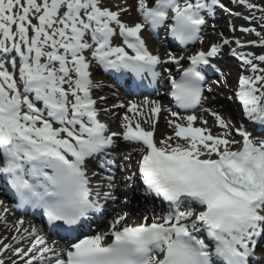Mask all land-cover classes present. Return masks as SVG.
<instances>
[{"label":"snow or ice","instance_id":"snow-or-ice-1","mask_svg":"<svg viewBox=\"0 0 264 264\" xmlns=\"http://www.w3.org/2000/svg\"><path fill=\"white\" fill-rule=\"evenodd\" d=\"M231 2L244 11L222 0H0V192L16 208L36 210L47 229L17 219L15 235L0 239V264H250L264 240V52L240 49H264V0ZM217 8L248 22L239 30L257 39L222 38L187 56L170 48L162 56L146 43L145 31L158 36L164 28L185 49L203 44L206 16ZM133 11L139 19L125 20ZM233 42L231 53L248 73L239 75L234 95L260 135L212 112L222 129L214 133L196 114L205 73L219 71L213 58ZM165 64L178 73L157 71ZM97 66L118 80L162 81L182 111L148 96L113 104L123 115L112 131L100 115L115 113L94 94ZM162 113L172 132L157 139ZM120 140L136 145L145 192L167 210L139 223L119 213L107 231L86 234L90 215L116 199L110 157ZM131 167L127 154L120 170ZM8 212L0 199V221L7 223ZM50 233H63L66 245L50 241Z\"/></svg>","mask_w":264,"mask_h":264},{"label":"bare ground","instance_id":"bare-ground-1","mask_svg":"<svg viewBox=\"0 0 264 264\" xmlns=\"http://www.w3.org/2000/svg\"><path fill=\"white\" fill-rule=\"evenodd\" d=\"M107 3H110V4H118V3H122L123 0H106ZM222 2L225 3L226 7L232 9L233 12H236V11H244L242 10L240 7L234 5L231 0H222ZM128 3L129 4H133L135 3V0H128ZM218 10V15L216 17H214L216 20H210L206 23V28H204V32H203V36H204V43L206 42L207 44L205 46H203V44L200 46H198L197 48H207L208 45L211 43H217L219 42L222 38H229L230 40H235V39H240L242 42H244L246 44V42L248 40H251V39H257L255 37V34H246V33H242L239 29L242 25L244 26H247L248 25V22H246L245 20H243L241 17H236L234 15H232L231 13L229 12H225L223 9H219L217 8ZM246 14V12H245ZM260 13H257V16H259ZM125 20L129 21V22H135L136 20L139 19V17L136 15V13L133 11L131 15H128V16H125L124 17ZM255 24V23H254ZM253 24V26H255ZM233 27H235L236 31H233ZM221 34H223V36H221ZM144 35V38L146 40V43L148 44L149 48L153 51H159L160 54L163 56L164 55V51H163V48L159 45V40L157 38H154V37H150L146 34V32L143 33ZM115 43H119V38H117L115 41ZM227 47V48H226ZM228 48H237V45L233 42L232 44L230 45H227V46H224L223 49H222V52H221V57L223 58L226 54V50ZM240 51H253V52H256V53H261V52H264V49H261L260 47H257V46H253V45H247L246 44V47L240 49ZM216 57L214 58L213 60L215 61H218L219 62V57ZM235 61H232V65L228 66L227 67V70L225 71V74L223 75L222 77V82L223 83H228L230 82L232 79L233 80V83L238 84V77L239 75L243 72L244 74H248L243 68H241V61L235 57ZM230 61V60H229ZM226 63V61H225ZM237 66H236V65ZM160 68V67H159ZM163 68V66L161 67V69ZM104 74V71L102 70L101 67H94L93 69V76H94V79L98 82H100L101 84V87L96 89L95 90V95L96 96H103L106 98V102L101 104L100 106L102 108H108L110 109L112 112L115 113V116H112L110 114H105V113H101L100 115V119L104 122H107L109 125H110V128L112 131H118L119 130V117L123 115V110L122 109H112V105L113 104H119V100H117L116 98V94H114L113 90H112V84H106L105 82V78L103 76ZM164 88L163 85H159L158 88H157V91H158V94L160 93V91ZM219 89V88H217ZM223 90V89H221ZM221 94V92L217 93L216 95H219ZM223 94V93H222ZM150 99H160L161 100V103L164 105V100H162L161 98L159 97H156V98H153V97H149ZM218 98V97H216ZM226 98V99H225ZM211 99H215L214 97H204V104L206 105L207 103L211 102ZM220 102H223L224 105L223 107L227 108V111L226 110H223L222 108H220L218 105L215 106V104H212V106L216 109V113H218L223 119H225L227 122L229 120H232L231 124L234 126V127H239L237 125H235V120L234 118L232 117V114H234L238 119H239V125L240 124H244L246 125L247 121L245 119H242V114H239L238 112H236L233 107L231 105H229L227 107V100L228 98L227 97H220L218 98ZM207 106V105H206ZM213 107L210 109V108H205V109H200L198 108L196 110V114L198 116H202L205 120H207V126L210 127L212 129V131L214 133H218V132H221L222 129L219 128V126L216 124V119L215 117L212 115L211 111H213ZM225 108V109H226ZM230 113V115L228 113ZM241 112V111H240ZM168 117V114L167 113H162L161 114V117L159 119V122H158V130H157V133H156V136H157V139L161 138L162 136L164 135H169L171 134L172 132V129L169 128L167 126V123H166V118ZM199 123V122H198ZM203 126V125H201ZM252 127L251 129L248 128L249 131L253 132V135H260L261 133H257V131H252ZM258 130V129H256ZM235 136L236 139H240L239 136L233 134ZM118 146V148H117ZM117 146L115 148L116 151V154H119L120 153V146H119V141H117ZM125 147V145H123ZM126 152L125 153H122V154H119V156L115 159L118 167H119V174H120V179H123L126 177V176H129L131 175V171H133V168L136 164V161L137 159H139V154L137 153L136 151V146H132L130 148H127L126 147ZM127 154H132V167L131 169L129 170H120L121 167H122V163H123V157ZM110 159H112L110 157ZM120 164V166H119ZM134 179V178H133ZM95 183V181H94ZM124 185L126 186H131L130 184H128L127 182H124L123 183ZM135 184L132 183V186H134ZM124 187V186H123ZM122 193V192H121ZM113 194H117L116 192H114ZM135 195H137L138 197H143V201H140V199L137 197L135 198V195H133L131 197L132 200H135L133 201L134 204H139L140 202V206L143 202L147 201L148 199L145 198V196H143L141 193H139V190L137 189L136 191L134 190V193ZM147 196V195H146ZM148 197V196H147ZM120 209L118 214L119 213H123V209H124V205L123 204H120ZM151 215L145 208H141L139 210H136V212L134 211V213L132 214H129L128 218H127V222H131V223H137L138 221L140 222L143 218L144 215ZM117 215V214H116ZM7 223H5L4 221H0V239H4V238H7L8 240H10V236L12 234H15L14 231H12V224L17 220L13 214L9 211L7 214ZM19 219V218H18ZM25 220V225H27L29 222L31 223H34L35 222L33 220H30V219H24ZM101 232V231H99ZM96 233V232H95ZM93 233V234H95ZM51 241V239H49ZM57 244V243H56ZM58 245V244H57ZM60 246V245H58ZM62 247V246H61ZM5 255H10V253H5ZM264 262V261H262Z\"/></svg>","mask_w":264,"mask_h":264},{"label":"rangeland","instance_id":"rangeland-1","mask_svg":"<svg viewBox=\"0 0 264 264\" xmlns=\"http://www.w3.org/2000/svg\"><path fill=\"white\" fill-rule=\"evenodd\" d=\"M255 26H258V22H255V24H254ZM258 30H260L259 29V27H258ZM200 44V43H199ZM207 43L205 42L204 44H203V46H205ZM227 48V47H226ZM231 50H232V48H228L227 50H226V54H225V57H223V58H225L224 60L227 62V63H229V65H232L231 63H232V61H235L236 59H235V56H233L232 55V53H231ZM230 60V61H229ZM236 65V64H235ZM237 66V65H236ZM262 66H264V65H262ZM233 80L234 79H232L230 82H228V83H219V87L221 88V89H223V90H221V89H215L214 91H217V93L219 92H221V94H219V96L218 95H213V96H215V99H216V97H227V98H230V96H231V93L233 92V90H235V87H236V84L235 83H233ZM218 82H220L221 81V79H219V80H217ZM220 84H221V86H220ZM223 93V94H222ZM209 94H211V93H209ZM208 97V96H207ZM226 99V98H225ZM232 101V99L230 98V99H228L227 100V107L229 106V105H231V106H233V103L231 102ZM220 108H222L223 107V105H224V103L223 102H218V103H216ZM215 104V105H216ZM223 104V105H222ZM225 108H226V106H225ZM200 109H205L204 108V106L203 107H201ZM216 109V108H215ZM224 110H226L227 111V108L226 109H224ZM234 117V116H233ZM236 120V119H235ZM236 121H238V120H236ZM235 121V122H236ZM230 124H231V122H232V120H229L228 121ZM239 122V121H238ZM115 196V195H114ZM115 197H117V196H115ZM121 198L122 197H119V200H121ZM115 215H112L111 216V218L109 219V221L111 220V219H113V217H114ZM139 222V221H138ZM12 235H15V234H12ZM11 235V236H12ZM11 236H10V239H11Z\"/></svg>","mask_w":264,"mask_h":264}]
</instances>
